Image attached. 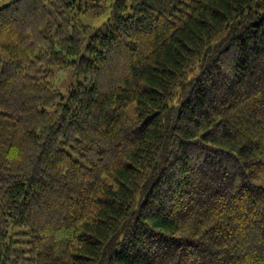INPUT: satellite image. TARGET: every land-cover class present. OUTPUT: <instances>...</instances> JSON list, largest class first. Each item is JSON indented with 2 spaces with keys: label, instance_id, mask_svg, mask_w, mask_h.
<instances>
[{
  "label": "trees",
  "instance_id": "1",
  "mask_svg": "<svg viewBox=\"0 0 264 264\" xmlns=\"http://www.w3.org/2000/svg\"><path fill=\"white\" fill-rule=\"evenodd\" d=\"M0 264H264V0L1 6Z\"/></svg>",
  "mask_w": 264,
  "mask_h": 264
},
{
  "label": "rangeland",
  "instance_id": "2",
  "mask_svg": "<svg viewBox=\"0 0 264 264\" xmlns=\"http://www.w3.org/2000/svg\"><path fill=\"white\" fill-rule=\"evenodd\" d=\"M10 1L12 0H0V7L7 4ZM100 1L103 2L107 7L110 6V4L113 2V0H100ZM106 17H107V14L100 18H83V22L86 25L95 27V26L100 25L105 20ZM70 81H71V73L68 71H65L57 75V79L55 83L57 87L59 88V90L63 91L66 89L67 84Z\"/></svg>",
  "mask_w": 264,
  "mask_h": 264
}]
</instances>
